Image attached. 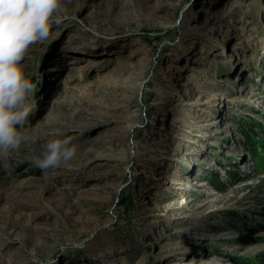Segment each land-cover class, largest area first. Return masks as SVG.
Segmentation results:
<instances>
[{"label": "rangeland", "instance_id": "1", "mask_svg": "<svg viewBox=\"0 0 264 264\" xmlns=\"http://www.w3.org/2000/svg\"><path fill=\"white\" fill-rule=\"evenodd\" d=\"M63 7L22 62L36 108L0 158V264H264V173L235 127L264 122V0ZM67 136L75 157L38 168Z\"/></svg>", "mask_w": 264, "mask_h": 264}, {"label": "clouds", "instance_id": "2", "mask_svg": "<svg viewBox=\"0 0 264 264\" xmlns=\"http://www.w3.org/2000/svg\"><path fill=\"white\" fill-rule=\"evenodd\" d=\"M63 0H0V158L19 150L29 137L23 126L36 108L34 85L22 63L34 44L67 19ZM57 137L59 133H54ZM74 137L54 138L34 160L42 171L66 165L76 155Z\"/></svg>", "mask_w": 264, "mask_h": 264}, {"label": "trees", "instance_id": "3", "mask_svg": "<svg viewBox=\"0 0 264 264\" xmlns=\"http://www.w3.org/2000/svg\"><path fill=\"white\" fill-rule=\"evenodd\" d=\"M235 127L242 146L252 157V165L255 172L264 173V122L245 115L235 119ZM210 183L219 191L224 189L217 176L210 178ZM123 204H125L124 199L121 201V205ZM246 261L249 264H257L256 259H248Z\"/></svg>", "mask_w": 264, "mask_h": 264}]
</instances>
